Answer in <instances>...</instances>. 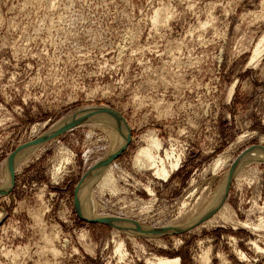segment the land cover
Wrapping results in <instances>:
<instances>
[{
  "label": "rangeland",
  "instance_id": "obj_1",
  "mask_svg": "<svg viewBox=\"0 0 264 264\" xmlns=\"http://www.w3.org/2000/svg\"><path fill=\"white\" fill-rule=\"evenodd\" d=\"M101 106L130 139L92 183L95 210L165 231L80 216L76 188L110 142L84 121L12 171L0 264H264V158L189 220L247 149L264 150V0H0V185L10 154Z\"/></svg>",
  "mask_w": 264,
  "mask_h": 264
},
{
  "label": "bare ground",
  "instance_id": "obj_2",
  "mask_svg": "<svg viewBox=\"0 0 264 264\" xmlns=\"http://www.w3.org/2000/svg\"><path fill=\"white\" fill-rule=\"evenodd\" d=\"M259 42L256 45L257 48H258ZM63 120L66 123L62 125H56L55 129L50 130L44 135L39 136L35 141L31 142L30 144L27 143L28 145H25L26 147H22L21 149H19L20 148L19 147L17 149L18 151L16 152L14 151L15 152V153L13 152L14 154L12 153L7 157L5 161V167H4L5 172L3 175V181H2L3 183L0 185V193L5 192L9 189L10 184H11V176L13 174L12 171L14 169H17L23 163H25L28 157L32 155V153H34L38 148H40L45 140L54 136L57 132L61 131L62 129L63 130L67 129L69 126L75 123L77 124V123L84 122V121H91L93 123H97L99 126L101 125V127L104 128L105 132H107V136L109 137L108 140H110V142H109L108 150L101 157L99 162L84 174L82 180L80 181L79 185L76 188V194H77L76 205L79 211L78 213L81 214L82 217L87 218V219L104 218L108 220L109 223L114 224L117 227H121V229L122 227L127 228L129 226L130 228L132 225L136 226L138 228L135 231L140 232L139 234H141V232H145L147 233V235L148 234L153 235L155 233L159 234L162 231L164 232L165 231L164 229L166 228H157V229L146 228V227H143V225L138 226L136 224H133L131 223V221L129 223L128 222L125 223L124 221L123 223V221L113 219L110 216H103L95 210L94 199L92 197V191H91L92 183H94L95 181L96 182L99 181V183L103 185L105 182H107V180H109V177H107L108 175L106 174L107 164L110 162L111 158L114 155L118 154V152L125 147V145L128 143L130 139L129 130L127 126L125 125V122L121 118L120 114L117 111L113 109H109L105 106L90 107V108L78 111L75 114H72L70 116H67ZM159 145L160 143L157 140V138L154 136H151V139L150 138L148 139L146 146L142 147L145 149L144 151L141 150V152L143 153V156L140 155V151L138 153L139 161H141V163L144 162L148 164L147 166L154 164V160H155L154 154L155 153L153 152V150L157 151L159 149ZM252 147L247 149L242 154V156H240L234 162V164L232 163L233 165L229 167L230 169H228V171L224 172V174L221 176L219 183L217 184L214 191L211 193L209 197L205 199V201H203L199 205V207L196 210V213L189 220L192 221L193 218H195L196 216L199 218L206 216L209 213L213 212L215 209L222 207V206L224 207L225 199H223L222 195L224 191L225 193L227 192L229 182L233 178V176L237 175L236 173L239 172L250 161L255 160L256 158H261V159L264 158L263 149H261L260 147H255V148L254 147L252 148ZM161 163L162 162H159L158 166L156 165L155 168L157 171L162 172L165 175H167V170L164 165L160 166ZM138 232H133V233H138ZM160 263L161 264H171L169 261H160Z\"/></svg>",
  "mask_w": 264,
  "mask_h": 264
},
{
  "label": "water",
  "instance_id": "obj_3",
  "mask_svg": "<svg viewBox=\"0 0 264 264\" xmlns=\"http://www.w3.org/2000/svg\"><path fill=\"white\" fill-rule=\"evenodd\" d=\"M13 176V175H12ZM11 180H12V177H11ZM81 216V215H80ZM87 219V218H86ZM93 220H96V219H93Z\"/></svg>",
  "mask_w": 264,
  "mask_h": 264
}]
</instances>
